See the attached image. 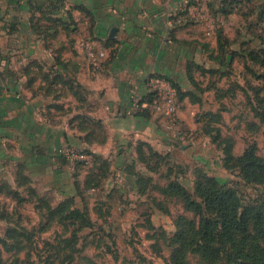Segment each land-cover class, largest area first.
<instances>
[{
    "label": "crops",
    "instance_id": "0c3cea01",
    "mask_svg": "<svg viewBox=\"0 0 264 264\" xmlns=\"http://www.w3.org/2000/svg\"><path fill=\"white\" fill-rule=\"evenodd\" d=\"M209 1L218 2L0 0V184L9 181L18 186L22 168L38 192L43 181L47 190L59 196L58 201L75 195L72 168L55 152L64 144L78 145L112 162L113 173L105 185L141 196L134 180L121 170L122 164L136 155L138 141L149 143L161 153L178 154L189 147H176L171 131L165 129L166 118L137 115L132 96L146 92L148 78L154 72L173 79L184 90L194 88L188 77V62L209 68L198 56L217 48ZM58 2L52 12L50 5ZM37 6H42L46 14L37 11ZM195 6L209 18L206 25L193 19ZM34 13L42 34L33 27ZM56 17L64 23L50 19ZM52 26L55 28L44 32ZM61 36L69 40V68L64 72L69 76V87L61 83L50 86L43 76L55 63L50 47ZM83 38L95 40L108 51L101 69L91 72L85 67L82 50H78L81 54L76 50V43ZM58 49L60 59L68 62L63 42ZM15 55L18 66L13 61ZM33 61L44 69L27 68ZM179 102L181 120L193 134L199 125L196 112L191 125L186 109L201 105L188 97ZM87 169L81 171V180ZM114 172L119 175L117 179ZM0 225H5L1 218Z\"/></svg>",
    "mask_w": 264,
    "mask_h": 264
},
{
    "label": "rangeland",
    "instance_id": "374dc122",
    "mask_svg": "<svg viewBox=\"0 0 264 264\" xmlns=\"http://www.w3.org/2000/svg\"><path fill=\"white\" fill-rule=\"evenodd\" d=\"M258 5L261 9L255 10L253 6ZM201 12V8L195 6L193 19L206 25L209 18ZM210 17L214 31L217 33L218 28H222L232 40V48L247 52L250 49L245 48L246 45L249 48L261 44L257 34H263L261 38L264 39V0L237 5L227 17H215L211 12ZM84 39H79L76 43L79 54L78 50L82 49ZM61 42L67 48L65 56L69 62V40L65 36L54 42L50 49L54 50L52 53L58 54ZM42 47L47 48L44 43ZM41 54L46 53L42 51ZM198 57L209 68L219 66L211 53ZM17 58L18 55H15L14 63ZM243 62L244 60L238 59L232 67L222 68L227 73L224 77L197 71L196 77L203 88L210 85L223 88L226 90L225 97L219 98L214 90L205 92L201 106L186 109V119L189 124L194 125V112L197 121V116L208 110L221 111L222 122H215V118L212 122L213 126L220 128L221 136L214 142L217 132H213L212 138L206 136L200 131V124L195 127L193 134L191 130L187 132L179 109L174 121L166 119L165 129L171 131L170 137L173 140L180 141L189 148L185 152L172 154L173 160L170 161L176 166H171L170 177L167 175V166L164 165L161 175L154 174V184L163 186L173 181L181 183L193 195V199L199 200L195 195L196 184L204 176H209L233 190L243 204H252L264 198V185L252 184L236 167L224 166L226 138L232 139L233 152L237 157L252 143H256L258 154L264 156V81L255 79L251 72H262V69L259 64L247 60L249 69L245 70ZM196 91L199 92L197 89ZM176 147L181 146L176 143ZM71 172H75V169ZM114 173L113 177L117 179L119 175ZM105 183L103 189L90 191L86 196L85 204L89 205L92 217L88 226H81L73 219H65L60 213L55 218L52 212H46L45 206L42 217V213L34 210L33 204L21 203L12 194L0 195V202L5 205L11 217V224L4 221L5 225H0V236H4L9 225L20 230L24 226L29 232L22 239L24 249L20 251H6L0 245V264H214L211 258L203 256L198 247L200 237L197 229L191 230L192 222L198 223L199 217L187 208L181 196H163L153 184L149 198L137 196L135 192H119L113 197H107V192L114 187ZM117 184L120 186L121 183ZM45 186L46 183L42 181L39 194L51 198L52 205L55 206L59 196ZM118 189L122 190L120 187ZM27 194L26 192L24 195ZM74 198L82 208L81 198ZM154 198L156 202L161 200V208L156 205ZM181 233L184 234L183 237Z\"/></svg>",
    "mask_w": 264,
    "mask_h": 264
},
{
    "label": "trees",
    "instance_id": "16d2710c",
    "mask_svg": "<svg viewBox=\"0 0 264 264\" xmlns=\"http://www.w3.org/2000/svg\"><path fill=\"white\" fill-rule=\"evenodd\" d=\"M245 2L251 3L252 0L209 1L207 7L215 17H227L234 12L237 5ZM58 5H60V2L55 5L54 3L50 5V7H53L52 12L56 11ZM253 8L255 10L261 9L259 5L253 6ZM35 9L42 14H46L42 6H37ZM36 17L35 13L31 17L33 27L38 34H42V26L40 27L39 21H35ZM50 19L57 24L64 23L61 17ZM259 22L260 17L258 23ZM51 28L55 27H49L44 32L48 33V30ZM262 36L263 34H257V39L261 41L259 46L253 45L250 46L253 48H248V45L245 46V44H243L245 48L250 49L246 52L244 49L232 48V40L222 28H218L216 33L217 48L211 52V57L218 62V68L215 66L207 68L193 61L188 62V77L194 86L191 90H184L173 79L165 75L163 76L167 77L176 89L179 101L188 97L193 103L202 105L204 103L202 95L206 91L211 90L216 91L219 94V98H224L226 90L223 88H219L215 85L203 88L195 76L197 71H200L202 74H220L221 77H224L227 73H225L222 68L232 67L235 61L239 59L244 60L243 66L245 70H247L249 69V65L246 61L250 60L259 64L262 69V72L251 70V72H253V77L257 80L264 81V39L261 38ZM43 38L46 39V36H43ZM46 45L48 46L49 44L47 43ZM54 61L55 63L50 67L49 71L46 73L43 72L44 78L49 81L50 86L61 83L69 87V76L64 74L69 68V62L60 59L57 54H54L53 62ZM26 67L44 69V66L37 61L29 63ZM240 88L244 90L243 87ZM196 89L199 90V92H197ZM48 91L50 93L52 89H48ZM245 93L248 94L247 91H245ZM155 98L156 95L149 92L148 89L142 94V102H153ZM136 114L144 117L151 116L148 109L137 111ZM213 118H215V122L217 123L222 122L223 116L221 111L208 110L204 112V114L201 113L197 116V122L201 125L200 131L202 134L212 138L214 135L213 132H217L214 138L215 142V140L220 138L221 130L217 126H213ZM225 140L224 152L226 158L224 166L236 167L242 172L247 181L252 182V184L264 185V156L258 154L256 143L248 145L244 152L237 157L233 152L232 139L226 138ZM83 148L84 151L91 156L92 160L90 162L82 160L76 163L75 172H73L75 179V195L67 196L53 206L52 199L39 194L40 192L33 186L32 180L22 171V168L17 176L18 186L14 187L9 181H3L0 184V195L12 194L11 196L17 197V201L21 203L28 202V204H33L34 209L38 211L39 214L42 213V217L43 206H45L46 212H52L55 218L58 213H60L65 219H73L77 221L75 223H80L81 226H88V224L91 223L92 217L89 205L85 204L86 196L90 194L88 193L90 190L103 189L105 181L113 173V164L102 155L94 154L88 148ZM134 149L136 155L133 156L131 160H127L123 163L121 170L134 180L137 193L149 198V192L154 184V174L160 173L165 165L167 166V175L170 177L169 172L172 171V167L176 166L170 161L173 160V155L170 152L161 153L155 150L149 143L143 141H138ZM61 157L64 158L66 164L70 165L69 160L65 156ZM87 167L85 179L81 180V171ZM154 185L159 194L163 196H181L185 200L187 208L193 210L199 217L198 223L192 222L191 230L197 229L200 242L196 243L203 256L211 258L214 264H264V198L253 202L256 204H243L239 196L233 190L221 185L216 178L209 176H204L196 184L197 191L195 195L199 200L193 199V195L181 183L173 181L163 186H158V184ZM21 188H23L22 191ZM26 192L28 193L27 196L24 195ZM119 192L122 191L119 190L117 186H114L110 192H107L106 196L113 197ZM74 196L81 198L83 204L82 208L77 205ZM153 200L155 202L157 201L155 198ZM156 205L161 208V200H158ZM0 218L11 224L10 213H8L5 205L1 202ZM23 227L24 226L21 228L22 230L16 226L9 225L7 227L4 236H0V245H2L4 250L20 251L24 249L22 239H24V236L29 232ZM183 235L184 234L181 233V237H183ZM195 251L200 253L197 249Z\"/></svg>",
    "mask_w": 264,
    "mask_h": 264
},
{
    "label": "built area",
    "instance_id": "2783aa9c",
    "mask_svg": "<svg viewBox=\"0 0 264 264\" xmlns=\"http://www.w3.org/2000/svg\"><path fill=\"white\" fill-rule=\"evenodd\" d=\"M191 13L189 9V14L191 15ZM81 46L85 67L91 72L101 69L109 56L107 50L100 47L93 39L83 40ZM49 54L54 57L52 51H50ZM147 89L149 92L156 95L155 100L153 102H142V95L134 94L131 100L134 111L137 112L148 109L151 115L162 116L166 119H170L171 122L174 121L175 115L180 109V102L177 98L176 89L167 77L157 72L152 73L147 81ZM176 143L182 144L180 141H176ZM55 153L65 156L69 160L73 170L78 161H89L91 159V156L84 151V148L78 145H61L56 148Z\"/></svg>",
    "mask_w": 264,
    "mask_h": 264
}]
</instances>
